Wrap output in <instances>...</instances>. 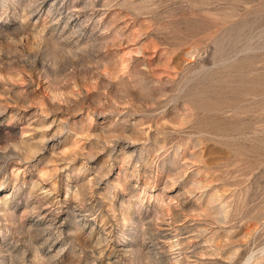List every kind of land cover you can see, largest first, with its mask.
Masks as SVG:
<instances>
[{
	"label": "rangeland",
	"instance_id": "obj_1",
	"mask_svg": "<svg viewBox=\"0 0 264 264\" xmlns=\"http://www.w3.org/2000/svg\"><path fill=\"white\" fill-rule=\"evenodd\" d=\"M0 264H264V0H0Z\"/></svg>",
	"mask_w": 264,
	"mask_h": 264
}]
</instances>
